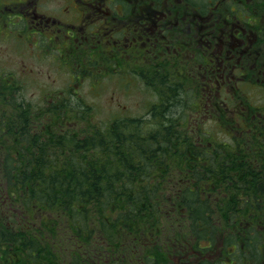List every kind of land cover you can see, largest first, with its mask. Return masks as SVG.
Instances as JSON below:
<instances>
[{"label":"trees","instance_id":"16d2710c","mask_svg":"<svg viewBox=\"0 0 264 264\" xmlns=\"http://www.w3.org/2000/svg\"><path fill=\"white\" fill-rule=\"evenodd\" d=\"M181 1L189 23L197 10L199 49L187 64L140 57L148 116L97 120L78 96L33 103L0 74V264H264V90H246L258 89L264 0ZM236 26L252 44L232 62ZM196 87L189 125L179 95ZM205 113L227 140L201 127Z\"/></svg>","mask_w":264,"mask_h":264},{"label":"flooded vegetation","instance_id":"af4514ba","mask_svg":"<svg viewBox=\"0 0 264 264\" xmlns=\"http://www.w3.org/2000/svg\"><path fill=\"white\" fill-rule=\"evenodd\" d=\"M183 4L181 0H0V51L8 47V51L16 50L15 55L37 54L33 57L47 59L48 69L71 71L75 78L87 64L79 71L69 68L66 65L72 58L95 56L115 61L118 56L145 55L134 46L144 40L151 44L148 53L152 55L180 56L186 48V56H192L199 47V17L192 8L189 23L183 16ZM213 36L210 34L208 43L212 53ZM235 37L236 42L226 50L232 62H237V52L242 53V42ZM257 60V79L264 89V54L260 52ZM39 78L36 74L35 80Z\"/></svg>","mask_w":264,"mask_h":264},{"label":"rangeland","instance_id":"374dc122","mask_svg":"<svg viewBox=\"0 0 264 264\" xmlns=\"http://www.w3.org/2000/svg\"><path fill=\"white\" fill-rule=\"evenodd\" d=\"M145 41L146 40L140 43L139 46H134L141 50V52L147 56L146 58H149L151 56V59H148V62H153L152 58L156 59L157 56L148 53L151 48V44L149 45V41ZM152 43L155 42L152 41ZM137 48L135 49V51L137 50ZM15 52V49L12 51H8V47L0 51V53L8 54H0V72L9 70L12 72V74H15L14 76H16L17 74L21 80L20 82L18 79V83L22 85L21 89L24 92L25 98L31 100L32 102L39 101L37 97L40 96L41 93L46 94V98H48L49 101H51L50 96H54L55 94L65 93L66 95H70V99H74V97L79 94L84 98V103L91 105V113H93L94 117L97 120L102 121L106 120L107 118L116 116H148L147 112L150 105L157 100L153 88L148 86V84L151 82L150 79L145 75L147 72L145 74H142V70H140L141 68L139 66H134L133 62L131 61H129L130 65H127L126 67H123L121 65V62L123 60H130L129 54L128 56L124 57L118 56L115 59V68L108 67L106 69H103L98 64L92 67V70L86 68V70L90 71H81L80 77L75 78L73 77V73L71 71L48 69V67H50V64H48L47 59L34 58L33 56H36L37 54L15 55ZM187 53H189V51L185 50V53L180 55L181 57L177 60V62L179 63V60L181 59L180 62L182 64H187L189 60L186 61V59L190 57L186 56ZM6 56L9 58H7ZM171 63H174V60H171ZM66 66H69V68L73 69L75 67V65L72 63ZM147 70L148 69H146V71ZM190 71H193V69L190 68ZM36 74H40V78L38 81L35 80ZM185 74L186 72L181 75V80H184ZM200 82L202 83V86H211V81L203 80ZM216 85L217 87H219L218 85H220V83ZM203 90L206 91L204 88ZM246 90L248 92L247 94L253 97V100L256 98V94L260 92V90L258 91V89L255 88L254 84L247 85ZM192 91L196 92L197 87L182 88L179 98H183L184 100H186L188 97L189 99ZM218 95L220 94L218 93ZM218 95L217 97L219 99L220 96ZM230 97L231 96H228L229 99ZM205 99H207V101L209 102H216V100H218L214 99L212 95L211 97L206 95ZM205 99H203V101ZM189 100L193 104V107L191 106V108H188L189 125H194V123L198 122V119H196V117H193L192 115L195 113V103H193L191 99ZM196 103L198 104H196V107L199 106L198 100L196 101ZM176 109V112H178L179 106ZM208 114L209 113H205L202 115L203 117L200 120V122H202L201 127L204 130L215 132L216 136H218L220 140H227V137L224 133V131L228 130L226 128L225 120L221 121L220 123L219 120H213L210 117L211 115ZM153 119L154 117H152L151 121ZM159 123V121H156L155 124ZM217 124L221 127H218ZM215 127L220 128L219 131H215ZM188 128L190 127H187L186 129Z\"/></svg>","mask_w":264,"mask_h":264}]
</instances>
